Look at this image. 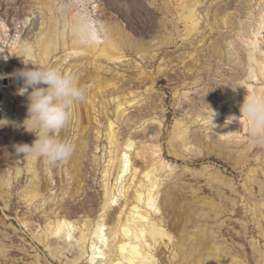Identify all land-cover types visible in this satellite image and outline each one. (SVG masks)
Masks as SVG:
<instances>
[{
	"label": "rangeland",
	"instance_id": "obj_1",
	"mask_svg": "<svg viewBox=\"0 0 264 264\" xmlns=\"http://www.w3.org/2000/svg\"><path fill=\"white\" fill-rule=\"evenodd\" d=\"M85 1L57 0L58 7L66 14L76 7L86 12L88 8L84 7ZM40 2L0 0V18L9 27L8 33L11 38H14L19 30H23L25 38L32 37L38 30L33 24L29 25L30 21L29 23L23 21L33 17V12L40 11ZM96 2L100 5L101 20L124 24L138 39L154 38L161 31L163 19L168 20L165 35L176 38L172 43L165 42L154 52L153 57L141 56L129 49L126 52V59L122 62L102 60L103 68L100 71L96 69L95 63H91L92 57L82 63L78 61L81 64L73 68L70 64L77 59L69 57L64 60L66 53L62 50L45 64L57 67L65 73L71 72L72 76L78 74L86 81L90 93L96 90L99 78L111 83L107 92L98 93L95 99L96 111L88 108L86 99L72 105V123L59 133L61 139L69 140L74 145V151L68 160L50 166L43 158L36 157L35 166L44 198L41 200L42 203L39 201L33 207H29L21 199L20 192L31 178L34 167L29 166V157L18 155L15 150L16 145L25 143L31 145L36 139V135L29 133L24 127L22 97L14 92L15 83H23L16 73L24 69L25 65L14 59L8 47H5L8 51V63L1 67L3 77L2 79L0 77V175L9 173V176H13L17 162H20L23 174L12 180L9 207H6L5 199L0 198V244L3 243L10 249L7 257L0 256V264H31L30 262L35 259H39L41 264H63L64 259H54L45 250V246L31 239L29 231L22 226L20 220L22 218L27 220L35 229L39 224H44L47 218L54 219L57 215L72 219L97 217L104 196L102 184L105 181L102 178V169L111 156V148L107 144V135L103 130L105 121L103 108L136 90L146 92L147 96L136 106L128 108L127 113L117 119L119 142L132 135L139 145H143L140 144V140L159 135V143L164 149L163 154L173 164L171 174L168 172L162 177L161 189L163 191L169 189L174 194L179 191L180 196H190L194 188L201 196L216 198L210 190L207 177L197 178L189 169L201 170L209 164L220 168L222 173L235 183L237 192L226 190V194L237 198L238 204L235 213L224 214L220 221L212 218L210 223L221 242L228 243L233 252V247L241 246L239 253L241 259L247 264H259L260 257L253 252L252 241L255 240L264 249V216L262 214L256 216L257 204L253 198L262 197L258 187L249 185L247 189L245 182L251 166L264 168V134L253 138L243 129L242 135L246 136L244 146L251 145L253 140L255 144L248 153L245 169L239 167L236 171L233 170L234 162H225L215 155L211 158L204 156L208 150L205 145L208 139L204 132H201V125L193 127L192 134V137L198 135L200 141L193 142L191 148H187L186 151L184 147L179 148L180 152L185 151L187 159L182 157L177 159L171 155L172 146L168 140L177 118L183 117L187 120L200 112L210 115L213 119L218 118L217 111L213 109L219 108L230 91L235 89L238 81L250 75L249 53L253 46L249 40L254 38L253 30L260 23L259 17L264 8V0H200L195 6L200 28L190 36L186 35L185 23L176 19L177 0H169L168 7L165 5L166 0H96ZM95 29L99 30L100 25L97 24ZM260 46H264V31L262 37H259L256 54H259ZM160 64L163 68L161 71ZM143 71L147 72L144 81L138 78L139 73ZM247 82L254 83L250 79H247ZM9 89L13 99L11 118L5 119L2 100L5 91ZM29 90L31 91V88ZM175 92L178 97H175ZM225 108L224 111H227ZM95 115L98 121L92 119ZM88 116H91L92 124L89 123ZM154 116L162 120V125L150 123L140 127L142 121ZM219 120V123L223 121L222 118ZM226 121L223 122L224 125L229 123ZM86 125L89 126L86 128ZM82 153L84 156H81ZM82 173L86 175L85 181L79 177ZM256 176L264 179V173L261 171L256 173ZM5 198L7 199L6 196ZM115 210L113 207L107 213L106 220L110 225L116 217ZM158 217L162 220L163 227L170 230L171 221L168 214L162 210ZM223 220L224 230L220 234L217 222ZM239 220L247 224L245 230ZM196 222L202 224L203 219L197 217ZM187 228L193 230L192 225H188ZM176 240L177 237L164 239L160 247L162 256L158 258V264H172L173 242ZM62 257L72 258V252H66Z\"/></svg>",
	"mask_w": 264,
	"mask_h": 264
},
{
	"label": "bare ground",
	"instance_id": "obj_2",
	"mask_svg": "<svg viewBox=\"0 0 264 264\" xmlns=\"http://www.w3.org/2000/svg\"><path fill=\"white\" fill-rule=\"evenodd\" d=\"M40 1V11L33 12V17L23 21V23L30 21L29 25L33 24L38 29L32 37L25 38L23 30H19L18 34L11 38L8 33L9 27L0 18L1 79L3 77L1 67L8 63V51L5 47H8L12 57L23 63L25 68H33L35 65L31 61L25 64L24 60L27 61L31 58L41 65H45L54 54L62 50L66 53L65 58L63 57L64 60L69 57L77 59L76 62L70 64L73 68L79 66L85 59L92 57L91 63H95L96 69L100 71L103 68L102 60L122 62L126 59V52L129 49L138 55L153 57L155 56L154 52L165 42L172 43L176 38V36L172 38L165 35L168 27L167 19H163L161 31L154 38L138 39L127 30L124 24L118 21L101 20L100 5L96 0L84 2L86 4L84 7L88 8L86 12L76 7L77 10L72 8L68 14L58 7L57 0ZM177 2L176 19L185 23L187 36L195 34L200 28V20L195 10V6L200 0H177ZM165 5L168 7L169 0H166ZM259 22L258 27L253 30L254 38L249 40L253 46L249 53L250 75L238 81L235 89L230 91L226 100L220 103L219 108L213 109L217 111L218 118L213 119L210 115L200 112L190 116L187 120L183 117L176 119L168 142L172 146L171 155L177 159L180 157L187 159V154L184 152L187 148H191L193 142L200 141L198 135H193V138L192 134L193 127L201 125V132H204L203 134L208 139H205L208 150L206 149L207 153L204 156L211 158L212 155H215L225 162H234V171L239 167L245 169L249 158L248 153L255 142L253 140L251 145L244 146L246 136L242 135L243 129L253 138L264 134V131L254 134L249 121L240 111L243 102L249 96H264V46H260L259 54H256L259 37H262L264 31V8L260 14ZM97 24L100 25V29L96 31ZM162 69L160 64L159 70ZM146 74L147 72H140L138 78H142L144 81ZM73 78L85 90L88 108L96 111L95 99L98 93L107 92L111 82L99 78L98 84L95 86L97 91L94 90L90 93L86 81L82 80L81 76L76 74ZM151 78L154 80L153 76ZM247 79L254 83H248ZM15 85L14 92L20 97L17 90L23 86V83L16 82ZM174 95L178 97L177 92ZM145 96L147 94L144 91H131L128 95L115 101L112 100L113 104L103 108L105 113L103 130L107 135L111 156L102 169V178L105 181L102 184L104 196L97 217L85 216L72 219L68 216L57 215L54 219L47 218L44 224H39L35 229L23 218L20 223L29 231L31 239L45 246V250L54 259H64L63 264L84 262L86 264H158V258L162 256L160 249L162 242L165 238L173 239L175 237L177 240L173 242L172 264H247L239 256L241 246L233 247L234 253L228 243L221 242L214 226L210 223L212 218L220 221L224 214L235 213L238 200L226 194L230 190L237 192L233 180L226 177L220 168L209 164L202 167L201 170L191 168L189 170L197 178L207 177L210 190L216 198L207 195L201 196L199 191L194 188H192V194L187 197L180 196L179 191L175 194L169 189L163 191L161 189L162 177H165L168 172L171 174L173 164L163 154L164 149L159 143V135L155 137L156 139L152 136L151 139L140 140V144L143 143V145H139L132 135L124 141L121 140V143L119 142V133L116 130L117 119L119 120L120 116L126 114L128 108L139 104ZM21 97L22 110L26 120L28 118L27 93ZM12 100L10 89L6 90L2 100L5 119L11 118ZM224 108L227 111H224ZM219 118L223 119L221 123H219ZM92 119L98 121L96 115ZM92 119L91 116H88L90 124H92ZM225 121L229 123L224 125ZM150 123L162 125V120L158 116H154L142 121L140 127ZM88 126L86 125V128ZM144 128L146 129V127ZM182 147L185 148V151L180 152L179 148ZM81 156H84V153ZM35 161L36 157H29V166L34 169H29V171L32 170V176L20 192L21 199L29 207H33L44 198ZM17 163L13 176H9V173L0 175V177H10V186H0V198L5 199L6 207H9L13 181L23 174L20 162ZM260 171L264 173L262 166H251L245 182L247 189H249V185L258 187L262 197L258 199L254 196L253 198L257 204L256 216L261 214L264 216V179L256 176V173ZM79 177L81 180H86V175L83 173ZM216 183L217 185H215ZM113 207L117 212L110 225L106 216L109 209ZM162 210L169 216L170 230L163 227V222L158 217ZM197 217L203 219L202 224L196 222ZM239 222L243 224V230H245L247 224L241 220ZM188 225H192L193 230H189ZM217 226L221 234L224 230V220L217 222ZM252 249L260 257L259 264H264V249L255 240L252 241ZM9 250L7 245L0 244V256L7 257ZM66 252H72V258L62 257ZM30 263L41 264L39 259Z\"/></svg>",
	"mask_w": 264,
	"mask_h": 264
},
{
	"label": "clouds",
	"instance_id": "obj_3",
	"mask_svg": "<svg viewBox=\"0 0 264 264\" xmlns=\"http://www.w3.org/2000/svg\"><path fill=\"white\" fill-rule=\"evenodd\" d=\"M29 61L35 67L17 71L16 76L23 80L17 91L19 95L27 93L28 118L24 127L35 133L36 139L31 145H16L15 150L18 155L43 158L48 165L55 166L68 160L74 151L72 142L61 139L59 133L72 123V105L86 99L85 90L71 74L31 58L24 63ZM240 111L254 134L264 131V96H249ZM0 186H10V177H0Z\"/></svg>",
	"mask_w": 264,
	"mask_h": 264
}]
</instances>
